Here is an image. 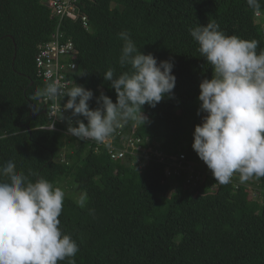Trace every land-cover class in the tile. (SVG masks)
<instances>
[{
	"label": "trees",
	"instance_id": "obj_1",
	"mask_svg": "<svg viewBox=\"0 0 264 264\" xmlns=\"http://www.w3.org/2000/svg\"><path fill=\"white\" fill-rule=\"evenodd\" d=\"M50 1L0 0V167L13 160L17 171L80 193L76 199L65 192L59 217L62 232L79 246L76 264H264V177L215 182L192 148L204 114H197L199 84L213 70L190 35L215 21L226 35L257 40L259 52L264 0H81L88 27L80 19L61 21ZM59 27L77 52L69 61L77 65L71 87L93 91L91 109L101 93L117 100L103 78L108 69L116 76L130 71L119 64L124 41L118 33L124 31L142 53L172 61L173 94L154 108L144 105L147 122L129 121L112 143L80 140L68 134L67 123L43 129L51 123L47 108L43 98L31 97L46 85L37 59ZM136 140L135 156L111 158V148L130 150ZM181 157L185 167L195 164L194 175L174 174Z\"/></svg>",
	"mask_w": 264,
	"mask_h": 264
},
{
	"label": "clouds",
	"instance_id": "obj_2",
	"mask_svg": "<svg viewBox=\"0 0 264 264\" xmlns=\"http://www.w3.org/2000/svg\"><path fill=\"white\" fill-rule=\"evenodd\" d=\"M190 35L213 70L212 78L199 84L197 114L206 115L194 128L193 150L215 182L227 184L235 173L241 183L264 177V49L257 52L255 39L226 35L215 21L194 27ZM118 36L124 41L119 64L130 66V71L116 76L110 68L103 76L115 89V103L101 93L99 106L91 109L92 90L76 83L68 88L59 81L48 82L31 97L58 101L59 119L66 120L68 134L80 140L103 142L129 121L144 125L148 117L143 106L154 108L173 94L172 61L158 62L152 53H142L127 31ZM65 96L67 102L61 108ZM29 107L34 113L40 110L37 104ZM69 110L71 115L64 116ZM54 126L55 120L43 129L52 131ZM29 175L37 178L33 181ZM0 176L7 177L0 180V264H58L66 259L76 264L79 246L60 228L65 191L35 172L17 171L13 160L0 167Z\"/></svg>",
	"mask_w": 264,
	"mask_h": 264
},
{
	"label": "built area",
	"instance_id": "obj_3",
	"mask_svg": "<svg viewBox=\"0 0 264 264\" xmlns=\"http://www.w3.org/2000/svg\"><path fill=\"white\" fill-rule=\"evenodd\" d=\"M80 1L81 0H51L47 4V6L53 11V13L56 16L60 17L61 21L65 17L76 21L80 19L84 22V25L88 27L87 17L82 13L80 9V4H81ZM59 30L60 27L57 33L53 36V41L51 43H48L44 49H41V53L37 59L38 76L43 79V82L45 84L51 81H59L62 84H67V87L70 88L72 82L69 76H71V74L73 75L76 72L77 65L73 63H69V61L73 59L70 58L71 56L77 55V52L72 42L68 44H65L63 42L64 35ZM66 97L67 96H65L60 101L61 108L63 107V104L67 102ZM42 102L47 108V116L49 118V122L52 123L55 120L54 130L52 131H56L57 122L67 123L66 120L59 119L61 116V111L58 101L48 100L47 98H43ZM70 114H71V110L63 113V115L66 117L70 116ZM108 139H106L103 142L106 143L107 141H110L109 143H112V139L110 140ZM84 141L92 142V143L96 142L94 140H84ZM139 143H140L139 140L131 141L130 150L118 151L116 149L111 148L109 150V153L113 159H125V156L127 154L135 156L136 151L140 150L139 146L137 145ZM181 160L182 163H180L177 169L174 170V174L180 175L181 171H188L190 175H194L195 165L192 164L191 166L185 167L183 164L184 157H181ZM209 173L211 177L215 179L212 176L211 171ZM237 176H239L238 173H235L230 182H233V179ZM191 178H193V176H191ZM198 179H200L199 176ZM216 188L217 186L215 185V190Z\"/></svg>",
	"mask_w": 264,
	"mask_h": 264
},
{
	"label": "rangeland",
	"instance_id": "obj_4",
	"mask_svg": "<svg viewBox=\"0 0 264 264\" xmlns=\"http://www.w3.org/2000/svg\"><path fill=\"white\" fill-rule=\"evenodd\" d=\"M264 19V18H263ZM206 115V113L203 114V116ZM67 187H65V189L63 188V190L67 193V197H75L76 199L80 198V193H68V190L66 189ZM73 194V195H72Z\"/></svg>",
	"mask_w": 264,
	"mask_h": 264
},
{
	"label": "bare ground",
	"instance_id": "obj_5",
	"mask_svg": "<svg viewBox=\"0 0 264 264\" xmlns=\"http://www.w3.org/2000/svg\"><path fill=\"white\" fill-rule=\"evenodd\" d=\"M45 132V131H44Z\"/></svg>",
	"mask_w": 264,
	"mask_h": 264
}]
</instances>
